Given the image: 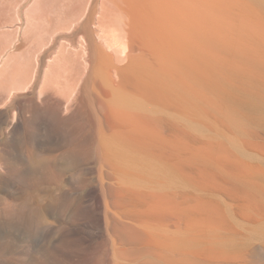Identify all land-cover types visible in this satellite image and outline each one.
Returning a JSON list of instances; mask_svg holds the SVG:
<instances>
[{"label":"bare ground","instance_id":"obj_1","mask_svg":"<svg viewBox=\"0 0 264 264\" xmlns=\"http://www.w3.org/2000/svg\"><path fill=\"white\" fill-rule=\"evenodd\" d=\"M95 8L0 54V264H264V0Z\"/></svg>","mask_w":264,"mask_h":264},{"label":"rangeland","instance_id":"obj_2","mask_svg":"<svg viewBox=\"0 0 264 264\" xmlns=\"http://www.w3.org/2000/svg\"><path fill=\"white\" fill-rule=\"evenodd\" d=\"M102 2L104 0H0V54L5 50L7 63L11 64L24 52L30 54V50L35 53L44 45H87L82 29L84 22L78 25L75 22L84 13L90 15L95 7L96 14L91 23L95 42L98 45H116L113 38L116 27L107 28V40L100 31L98 19ZM26 54L23 57L28 58ZM3 65L0 64V68Z\"/></svg>","mask_w":264,"mask_h":264}]
</instances>
